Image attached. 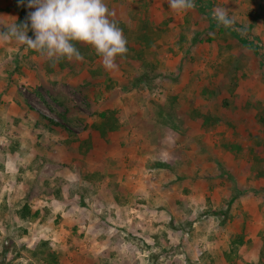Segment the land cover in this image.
I'll use <instances>...</instances> for the list:
<instances>
[{
	"label": "rangeland",
	"instance_id": "rangeland-1",
	"mask_svg": "<svg viewBox=\"0 0 264 264\" xmlns=\"http://www.w3.org/2000/svg\"><path fill=\"white\" fill-rule=\"evenodd\" d=\"M130 1L120 5L130 20L114 21L127 53L111 71L83 44L82 61L54 63L14 38L0 42V264H36L30 252L40 239L60 264L75 263L87 239L84 255L95 256L91 236L108 239L95 264H207L206 241H264V229L226 225L264 220V0H203L212 13L226 10L235 38L198 8L177 14L161 0L167 11L154 15V0ZM11 4L0 0V32L14 23ZM111 110L117 129L101 136L94 126ZM212 123L219 131L207 133ZM130 174L141 181L129 183ZM217 178L232 199L256 194L259 212L233 213L226 197L212 210ZM23 204L49 209L43 224L15 222Z\"/></svg>",
	"mask_w": 264,
	"mask_h": 264
},
{
	"label": "clouds",
	"instance_id": "clouds-1",
	"mask_svg": "<svg viewBox=\"0 0 264 264\" xmlns=\"http://www.w3.org/2000/svg\"><path fill=\"white\" fill-rule=\"evenodd\" d=\"M167 2L170 10L177 14L195 8L194 0ZM26 7L34 11L28 12L21 24H13L0 32V42L14 38L54 63L63 59L82 61L83 56L76 45L83 44L100 57L106 71L116 69L117 57L127 53L126 38L109 19L112 14L104 0H27ZM212 15L218 26L227 29L233 24L224 9H216Z\"/></svg>",
	"mask_w": 264,
	"mask_h": 264
},
{
	"label": "crops",
	"instance_id": "crops-1",
	"mask_svg": "<svg viewBox=\"0 0 264 264\" xmlns=\"http://www.w3.org/2000/svg\"><path fill=\"white\" fill-rule=\"evenodd\" d=\"M146 1L147 0H143L141 4H145L148 2V1L147 2ZM105 3L109 6H111V8L115 10L113 13H111L112 15H110V17H109L110 20L116 21V22L123 21V20H130V17L132 14L130 12H125L124 9L120 10L121 4H123V8H126L127 6L129 7L131 5L130 0H126V2L124 0H109V1H106ZM166 3L167 2H162L161 0H157V2H155V0H154V2L152 3V7H149L148 11L151 10V8H152L154 15L157 13L159 14L162 12H166L167 10L166 11L163 10L164 8L156 7V5H161V4L165 5ZM194 3H195V8L196 9L198 8L202 13H204V12L202 11L201 7H203V8L205 7L207 10L210 9L209 3H207L203 0L194 1ZM210 11L211 10H209V12ZM149 15H152V14L148 13V15H147L148 18H146V16H142V17H139L138 20H141V19L142 20H150ZM207 18H208V16H207ZM152 19L157 21V17H154ZM208 20H209V18H208ZM208 26L211 27V25L209 24V21H208ZM217 27L219 28V26H217ZM220 27H223V26H220ZM212 28H216V27H212ZM229 28H230L229 30H228V28L227 29L224 28V29L226 31H228L230 34H232L234 38L237 35H240L238 32L231 31V27H229ZM212 124H214V123H212ZM212 124L210 126H208V128H206L207 133H215V132L219 131V128L216 127L215 124L214 125H212ZM194 129L199 131V126L197 125L196 128L193 127V130ZM224 143H222V144H224ZM218 145H221V144L219 143ZM221 147L222 146H219V148H221ZM148 171H150L151 174L146 176L147 179L155 180L156 176L153 175L154 174L153 169H148ZM148 176H149V178H148ZM217 176H218V174H217ZM127 181L129 183H135V182L141 181V179H140V177L136 178L134 174H130L128 176ZM214 181H215V183H213V184L216 185V188H214L212 190V192L210 193L212 195L211 196V198H212L211 203L212 204L209 207H211L212 210H214L216 207H218L219 202L221 200L225 199V197H226V199L227 198L229 199V201H228V199L226 201L227 202L226 207H228L229 202L232 200V197H234V196H231L230 188L227 186V188H225L224 190H221L217 186V185H219V183H221L219 178L215 179ZM220 190L222 191L223 196H220V193H221V192H219ZM190 197L193 199V201H196V205L193 208V212L195 213L196 211H199V208H201L202 205H200V200L197 201L199 199V197H198V194L196 192L192 193V195H190ZM255 199L257 201L256 194H254V193H250V194L245 195V196L239 195L233 199V201L231 202V205L229 207H231L233 209L232 210L233 213H238V214H245L246 213V214L250 215L252 212L253 213L259 212L258 206H256L257 204L252 203V201L254 202ZM36 208H38V207H35L34 209H36ZM261 219L262 218H259L258 221L251 222V223L246 222V225H243V223H242L243 221L239 220L236 217V218H234V221H232V222L228 221L226 223V225H227V227L228 226L230 227L232 225V227H237V228L244 226L246 229H248V227L251 229H257V227H258L262 230V229H264V226L262 225L264 220H261ZM14 221L18 222L17 219H15ZM21 223H24V221ZM32 224L34 226L39 225L37 222H33ZM41 224H43V222ZM257 224H259V225H257ZM195 226H196V223H193L192 227H195ZM227 227H225V228H227ZM91 239L94 240L96 243V247L93 248L92 251H96V252L102 253V255H104V253H106L105 248H106V245H108L106 243L108 239L106 238L105 240L104 239L99 240L98 237L95 238L94 236H91ZM86 241L89 242L88 239L83 240L82 245L79 248L82 250V252H80V250H78V252L81 253L79 255H82V256L76 257V262L73 264H92V263L95 264V262L96 263L99 262L98 259H100L101 262H102V259H104L102 257V255H99L98 253L95 256H93V254L92 255H84L85 252H88V250H87L88 244H85ZM63 243H64V241H63ZM158 243L160 244V242H158ZM123 244H125V243L121 242V244H118V245L121 247V245H123ZM206 244H207L206 249H208V257L207 258H209L207 261V264H211L210 261H212L213 264H264V255L262 258V255L260 254V251L262 250V247L264 246V241L261 240L256 235L255 236H242V237L239 236V238H236V236H233L230 238L229 237H220L217 239L214 238L213 240H211L209 242L206 241ZM57 245H58V243H57ZM65 247H67L66 244H65ZM89 248H90L89 249V251H90L91 250L90 245H89ZM113 248L114 247H112L110 250L111 256H113V257L117 256V255H119V253H120V256L122 255L121 254V253H123L122 250L118 251V249H115V248L113 249ZM114 250H116L115 253L112 252ZM68 257H69V259H71L70 256H68ZM121 258L125 259V257L123 255ZM110 259H112V258L110 257ZM61 263L63 264V260Z\"/></svg>",
	"mask_w": 264,
	"mask_h": 264
},
{
	"label": "trees",
	"instance_id": "trees-1",
	"mask_svg": "<svg viewBox=\"0 0 264 264\" xmlns=\"http://www.w3.org/2000/svg\"><path fill=\"white\" fill-rule=\"evenodd\" d=\"M198 7V6H197ZM202 11L205 13L206 16L209 18V24L211 27H217V22L213 19V15L209 10H207L205 7H201ZM11 9L14 10L15 14V25H19L22 22L25 21L26 15L30 11H34V9H29L26 7V0H24V3H20V0H12ZM220 27V26H219ZM223 29L224 27H220ZM229 30V28H228ZM30 33V32H29ZM28 33V34H29ZM138 40H144L145 36L142 32H137L135 36ZM147 44H150L148 41H146ZM77 48H80V46H77ZM145 67H150V65L147 64ZM151 69V68H149ZM146 71L145 73H147ZM147 77L145 75H141L140 79H137L135 84H139L140 82H145ZM264 111V108H262ZM99 117L101 118V124L100 126H94V130H97L101 136H104L107 131L113 132L117 129V122L118 119L115 116L114 111H108V112H102L99 114ZM260 122L264 125V116L260 117ZM54 125L57 126V124L54 123ZM75 165L79 169V177L82 180H89L88 174L86 172L85 163L81 161H75ZM163 165V164H161ZM160 165V166H161ZM164 166V165H163ZM84 175V176H83ZM59 190L56 191V196L58 195ZM233 199L229 202L231 203ZM49 210L47 208H36L32 209L28 204H23L19 209H17L14 212L15 219L20 221H32L41 223L45 220V218L48 216ZM162 237L164 234H161ZM236 238H239L236 236ZM155 244H159L157 241V236L153 238ZM6 253V252H4ZM30 258L36 263V264H60L59 257L57 251L51 246L49 240L47 239H40L36 240L34 242V248L30 252Z\"/></svg>",
	"mask_w": 264,
	"mask_h": 264
}]
</instances>
